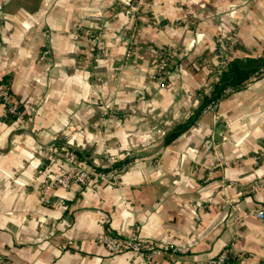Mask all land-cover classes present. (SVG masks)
I'll use <instances>...</instances> for the list:
<instances>
[{
  "label": "crops",
  "instance_id": "1",
  "mask_svg": "<svg viewBox=\"0 0 264 264\" xmlns=\"http://www.w3.org/2000/svg\"><path fill=\"white\" fill-rule=\"evenodd\" d=\"M130 0H0V80L22 118L0 103V256L8 264H142L108 252L112 234L177 250L148 264H264V73L195 112L221 67L264 51V0H147L121 67ZM152 16V17H151ZM156 20V23H153ZM173 48L167 73L157 53ZM92 53V55L90 54ZM127 163L118 185H42L64 167ZM43 198V199H42Z\"/></svg>",
  "mask_w": 264,
  "mask_h": 264
},
{
  "label": "built area",
  "instance_id": "2",
  "mask_svg": "<svg viewBox=\"0 0 264 264\" xmlns=\"http://www.w3.org/2000/svg\"><path fill=\"white\" fill-rule=\"evenodd\" d=\"M147 0H130L126 9L131 13L132 22L128 31L127 42L123 59L119 67L126 64L131 57L133 46L136 42L138 30V18L141 12L148 5ZM152 17V16H151ZM156 23V20H153ZM235 40L232 39L229 45L223 49L220 48V62L221 67L226 65L228 59L231 57L230 53L235 45ZM173 48H163L157 53V68L158 76H164L169 69V62L172 55ZM92 55V53H90ZM218 70V75L220 73ZM217 75V77H218ZM216 77V78H217ZM0 103L5 105L8 113L15 118H22V112L19 108L18 102L14 99L10 92L9 86L6 82L0 80ZM218 101L210 102L203 111L213 110L216 108ZM56 158L64 163V167L53 172L48 182L42 185V196L53 187H60L68 189L71 185H79L80 187L87 186L93 182L106 183L109 185H118L117 175L122 172L127 163L116 164L115 158L110 155L106 149L101 151V159L104 163L101 167L96 166H81L78 162L76 153L67 147H58L54 150ZM43 199V198H42ZM249 214H255L257 217H264V202L258 207L251 209ZM97 240L110 253L130 250L135 252L141 258L142 264H148L155 255H167L172 260H175L177 250L174 248H163L149 242H142L135 237L121 238L112 234H100ZM233 255L229 247L223 249L221 253L207 261V264H227V260ZM0 264H8L6 259L0 256Z\"/></svg>",
  "mask_w": 264,
  "mask_h": 264
},
{
  "label": "trees",
  "instance_id": "3",
  "mask_svg": "<svg viewBox=\"0 0 264 264\" xmlns=\"http://www.w3.org/2000/svg\"><path fill=\"white\" fill-rule=\"evenodd\" d=\"M264 73V51L256 57H234L231 56L226 65L221 67L218 77L213 81L207 92L203 93L200 103L194 114L184 123L180 124L173 132L179 131L191 124L203 109L214 101H219L229 90L239 88L248 81L258 78ZM123 162H117L121 164Z\"/></svg>",
  "mask_w": 264,
  "mask_h": 264
}]
</instances>
